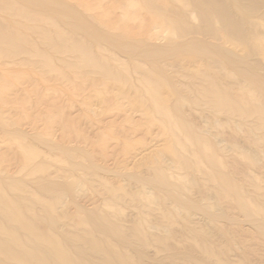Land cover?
<instances>
[{
	"label": "bare ground",
	"instance_id": "bare-ground-1",
	"mask_svg": "<svg viewBox=\"0 0 264 264\" xmlns=\"http://www.w3.org/2000/svg\"><path fill=\"white\" fill-rule=\"evenodd\" d=\"M0 264H264V0H0Z\"/></svg>",
	"mask_w": 264,
	"mask_h": 264
}]
</instances>
